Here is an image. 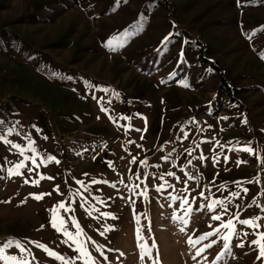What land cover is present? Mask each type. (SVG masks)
<instances>
[{"label": "rangeland", "instance_id": "obj_1", "mask_svg": "<svg viewBox=\"0 0 264 264\" xmlns=\"http://www.w3.org/2000/svg\"><path fill=\"white\" fill-rule=\"evenodd\" d=\"M262 57L264 0H0V264H264Z\"/></svg>", "mask_w": 264, "mask_h": 264}, {"label": "snow or ice", "instance_id": "obj_2", "mask_svg": "<svg viewBox=\"0 0 264 264\" xmlns=\"http://www.w3.org/2000/svg\"><path fill=\"white\" fill-rule=\"evenodd\" d=\"M262 58H264V57H262ZM116 95H118V94H116ZM102 100H103V97H101L99 100H97V103L100 104ZM101 110L102 111H105V112L108 111V109L107 108H104L103 105H102ZM135 115H140V114L137 113ZM109 118L110 119H115L114 117H111V116ZM121 118L122 119H125V120H130L131 119V117H127V116H122ZM225 119H226V117H225ZM129 127H130V125H129ZM137 131H140V129H137ZM0 140H3L6 144L7 143H10V141H8L6 139V137L0 136ZM13 147H15L17 150H20L21 151V154H23L20 145H18V144L17 145H13ZM29 147H30L31 151L33 153H35L37 156L40 155L36 151V148L34 147V142L31 139H29ZM243 150L248 151L250 154L253 152V149L250 146L245 147ZM28 159H31L32 160L33 165L36 164V158H35V156L28 157ZM201 159H203V157H201ZM51 161H55L56 163H60V161L57 160L55 156L50 155V154L47 155L46 157H42L40 162L43 163V164H48ZM110 163L111 162H109V164ZM141 163H144V162L142 161ZM23 167H25V165L21 161L19 164L15 165V170L14 169H9L8 170L9 171V175H21V173L19 172V169L20 168H23ZM27 171L29 173H31L33 171V169L31 167H29V168H27ZM41 179H52V177H48V176H46L44 174L38 173L37 174V178L36 179H32L31 180V183L33 185L38 186ZM28 182H29L28 179H25L24 180V183H28ZM93 182L95 183V181H93ZM250 182L251 181H249V183ZM77 183H83V182L82 181H77ZM237 184L239 186V182H237ZM160 187L162 188V187H164V185H161ZM55 190L56 191H59V186H55ZM159 190H160V188L157 189V191H159ZM244 191L247 192L248 190L247 189H244ZM238 194L239 193H232V195H238ZM29 195H32L35 199H40L44 195H50V193H40V194L30 193ZM201 195H203V193H201ZM175 199H179V198L177 197ZM216 203H220L221 204V207H223V202L214 201L213 204L208 205L209 209L211 210L215 206ZM59 206L60 207H63V202H61ZM212 219L213 220H219L220 219V216L219 215H213L212 216ZM237 219H238V214H237ZM260 219H261V217L255 216V217L248 218V219L238 220V222L240 224H242V225H247V226H250V227H252L254 229H258L260 227V225L257 224L256 222L258 220H260ZM184 222L187 223V220H185ZM222 226L228 228V230H229V234H227V235H225L223 237V239L225 240L224 248L227 249V248L230 247L229 241L231 240L232 236L236 234V229H235V225L233 224L232 220L227 221V223L224 224V225H222ZM52 227L55 228L58 232L59 231H62L61 225L60 224H57L56 221H55V219H53V221H52ZM213 231H215V229H213ZM137 233H138V239H143L142 236H139V229L137 230ZM64 234L66 236H68L69 239H72V234L71 233H69V232H67L65 230L64 231ZM81 234H82L81 232H77V235H81ZM211 234L212 233L209 232V233L205 234V236H202V237L197 238V240L195 241V243H198L200 239H203L206 236H210ZM243 235L244 236H247L248 233L245 232V233H243ZM255 235L257 236V239L252 240L251 243L254 244V245H257L259 247V256H258V259H259L260 256H264V243H262V240H264V232L257 231V232H255ZM11 243H12V241H9V244H6L4 247L10 246ZM33 243H36L38 245V247L43 248L49 255L53 256L54 258H56L58 260L63 261L64 264H69V262L63 256H61L60 254H58V253H56L54 251L49 250L46 245L39 244V242H33ZM189 243L190 244L191 243H194L191 240V238H189ZM213 243H215V241H213ZM15 244H16V247L19 248L21 252L27 251V249H25L24 246L19 241H15ZM208 246H210V245H208ZM237 246L242 247L243 246V240H241L240 244L237 245ZM78 251H80L84 256H87L88 255L87 252H86V250H84L82 247H79L78 248ZM202 251H203V248L197 249L196 254L199 255ZM142 252L150 255V252H148L146 248L143 249ZM0 253H3V248H0ZM0 259H9V260L16 261L17 260V257H15V256L4 257V256L0 255ZM194 259H195V257H194ZM19 264H28V261L27 260H22V261L19 262Z\"/></svg>", "mask_w": 264, "mask_h": 264}, {"label": "trees", "instance_id": "obj_3", "mask_svg": "<svg viewBox=\"0 0 264 264\" xmlns=\"http://www.w3.org/2000/svg\"><path fill=\"white\" fill-rule=\"evenodd\" d=\"M220 83H221V85L223 86V83H224V82H223L222 77H221ZM221 85H220V86H221Z\"/></svg>", "mask_w": 264, "mask_h": 264}]
</instances>
